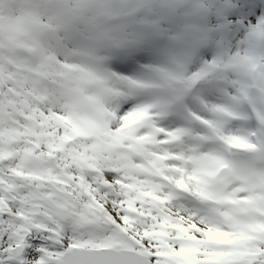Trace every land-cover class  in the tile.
<instances>
[{"label": "snow or ice", "instance_id": "1", "mask_svg": "<svg viewBox=\"0 0 264 264\" xmlns=\"http://www.w3.org/2000/svg\"><path fill=\"white\" fill-rule=\"evenodd\" d=\"M0 264H264V0H0Z\"/></svg>", "mask_w": 264, "mask_h": 264}]
</instances>
